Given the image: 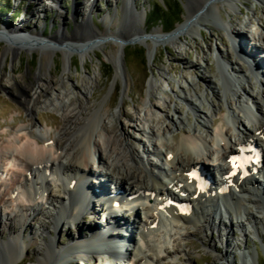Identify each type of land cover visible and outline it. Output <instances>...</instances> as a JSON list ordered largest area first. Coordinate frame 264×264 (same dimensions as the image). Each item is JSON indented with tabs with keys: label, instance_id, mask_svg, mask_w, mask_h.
<instances>
[{
	"label": "bare ground",
	"instance_id": "obj_1",
	"mask_svg": "<svg viewBox=\"0 0 264 264\" xmlns=\"http://www.w3.org/2000/svg\"><path fill=\"white\" fill-rule=\"evenodd\" d=\"M186 1L188 15L186 16L184 25L179 26L173 34H169L168 36H161L158 31H154L150 35L153 37L152 40L157 44L154 47L148 44L150 62H155L156 48L159 43L174 42L177 44L176 40H181V37L187 34L192 36V34L197 32L198 26H203L206 23L212 26L216 25L218 29L226 31L228 36L236 40L242 51H245L246 56H249L255 61V66L260 68L264 67V57L261 58L256 51L250 50L249 48L245 50V47L242 45L243 37L245 36L244 31L239 27H233L232 23H226L219 12L222 4H226L229 8L234 7V0ZM257 1L264 2V0ZM54 3L58 4V0L54 1ZM134 9H136V4L133 3V0H125L122 26L117 28L116 31L105 32L101 35H98L88 23H81L80 27L72 34L59 31L51 38H45L44 32L40 33L38 30L24 36L19 29L13 30L8 27L0 29V47L4 46L3 52L0 53V64H5L10 54L15 61L20 59L22 53L26 52L25 50H29L33 54L36 50L44 49L42 55L45 60L43 59L41 70L38 73L36 81L38 82L39 92H36L38 95L36 98L30 97L28 100L25 98L26 109L31 118L28 126L21 128L23 130L21 141L25 140V143L22 142L19 145L20 142L16 138L0 147V168L6 169L3 166L4 161L10 162L15 168L18 167V177L14 182V186H18V189H23L22 192H19L20 190L18 191V195H21L29 203V206L25 209L20 206L22 215L35 216L38 219L43 213H38L32 205H38L39 199L43 202L46 201L47 204L55 205L54 210L57 213V217H52L53 231L45 224L40 226L42 234L47 233L52 235V232L54 233L62 227L68 228V231H70L72 224H76L84 213H98L100 208L99 204L103 202V196L107 193L111 194L115 190L118 192V189H126L130 193L128 195H145L147 196V201L149 199L153 200L150 205L148 203L143 205L145 211V217L143 219L138 217V212L133 211V218L132 216L128 217L126 215L121 219V222L119 221V226L108 222L101 225L100 228L94 225L89 232L90 235L88 234L83 240H75L76 243H68L63 249H59V245L56 247L55 238L52 237L51 242L46 243L44 245L45 247L41 249L45 257L39 260L40 264H67L66 262L71 264L74 256L79 251L81 252V250H90V252L85 256L78 254L76 256L77 259L81 258V255L83 256L82 260L85 257L92 258V251L95 248L100 251L109 248L111 254L115 255L117 252L110 242L113 239L115 241L116 238H126L120 229L126 223L131 225V221L135 224L139 220L141 227H135V230L137 229L138 231L136 230L137 237H132L133 240L130 234L127 235L128 239H130L129 241L133 243V247L129 245L126 249V246H121L123 250L126 249V252L124 251L125 253L118 254V257H120L119 259L124 264H132L128 261L130 255H133L135 260L140 259L143 256L144 248L156 254L154 259H147L145 262L161 264L164 250L163 245L159 241L158 244L151 245L153 238L158 234L157 232L164 234L166 242L169 237L181 236V233H177L176 231L174 233L176 225H191L197 219L201 222L202 218L204 223L208 225V229L218 232L222 239L235 233L237 229V223L232 218V214L240 218H245L247 221L252 222L255 227L260 225L264 226V218L255 217L244 207V203H249V205H254L261 210L260 214L264 213V189L262 187L264 184L255 176L252 177V180L238 178L226 179L229 185L231 183L233 185L230 193L225 196H212L198 189L191 192L190 195L188 193L187 196L193 200L195 205V211L192 215L182 211V208L179 207L182 204L180 197H177L168 187L171 183H174L176 185L186 186L185 188L193 189L194 183L187 176L193 166L204 162L214 165L218 171L223 170L228 164V154L240 145V143H247L250 140H254L264 146V83L262 84L263 88H260L256 92L253 87L257 85L253 83V80L247 75V71L238 60L233 64H229L224 60L220 64L221 67L226 69L225 72L228 75L226 77L229 82L231 84L233 82L237 83L236 85H232L234 89H232L231 95H225L223 97L220 91L211 93L214 99L218 98L220 101L224 99L223 103L227 105V109L224 110L220 107L221 105L217 106L212 101L209 111L205 112L199 105L190 100L191 96L185 95L184 100L203 119L199 123L201 128L196 126L194 129L192 127L187 129L186 122L189 121V118L183 117L181 114H177V112L176 120L164 121L159 128L158 125L161 120L158 123V119H155V117H152V122L147 123L148 126L145 125L143 132H147L146 130H148L149 134L153 137H172L174 139L173 134L177 132L181 133L182 137L177 140L176 144L165 145L167 146L168 155H164L156 147V144L153 150H148V159L144 157V155L146 156L145 151L143 152L144 154L136 156L129 150L127 142L118 134H115L113 139L109 140L106 150L107 155H104L101 143L95 142V136L100 126L104 127L110 134L115 133L116 128L114 125L110 126L106 123L105 117L109 113L108 109L100 107L94 112L89 113L90 109L88 110L87 108L91 102L89 97H92L98 80H94L96 82L95 86L90 82L84 86L83 95L87 99V105L82 103L77 107L76 115H67L65 118V126L60 130L58 135L52 138L48 131H44L42 132L43 137L38 138L36 136L35 130H37L36 127L38 125L36 126L34 123L33 117L38 108L42 106L41 99L48 96L49 88H53L57 84L53 76L51 79L48 77L45 78L46 80L42 78L47 76V72L51 75V70L55 64L54 56L58 52L64 54V70L67 72L72 67L73 52L75 50L80 51L82 57L85 58L90 56V53L96 54L95 48L99 46L106 47L110 44L114 49L110 52L109 59L115 66L116 77L119 78L125 73V55L128 44L151 39L147 37L149 35L145 31L146 24L143 18L146 16V13H138ZM207 17L213 18L214 21L209 20ZM200 35L203 36L201 32ZM255 39L256 41L264 43V31ZM223 45L225 44L223 43ZM230 51L228 49V54L231 53ZM43 69L47 72L42 73ZM251 72L254 74V69H251ZM262 74L264 73L262 72ZM203 78L210 86L215 84L213 78L210 80L205 76ZM40 81L43 83L40 84ZM169 85H172L171 82ZM195 85L197 86V83ZM210 86L209 89H211ZM69 91L70 89L68 88L65 94ZM65 94L61 91L58 92L50 100V105L57 103L58 106L60 105L62 107L64 103L62 98ZM192 97L196 101H200L201 105L208 101V94L206 96L199 95L195 89ZM21 99H24V97ZM171 105L172 101L166 103L165 109L172 108ZM121 112L122 107H120L117 114ZM218 115L220 116V126L214 128L213 123L219 117ZM141 120L142 118H140ZM230 126L236 129L235 133H233ZM211 141L215 143L213 146L211 145ZM222 143H225V145L221 146ZM94 144H96L95 148L99 153L97 159L92 156V151L95 149ZM152 155L156 156L159 161L155 162L152 160L150 158ZM100 167H103L105 170L100 169ZM37 172L40 176L38 178L35 177V173ZM0 173H2L0 175L1 187L4 188L6 178L3 177L4 175L1 170ZM91 174L94 176L93 180L90 179ZM262 174H264V166L262 167V171L258 173L260 176ZM89 175L90 177H88ZM47 176H55L56 180L48 182L46 180ZM110 179L113 180V183L115 181V186L111 187L108 192ZM98 180L100 183L97 182ZM73 181H76V185L74 186ZM249 184L255 186L250 187ZM51 185H54L62 194L55 195L51 193L49 187H47ZM36 186L41 187V195L35 191ZM126 186L127 188H125ZM90 190L97 191L101 196L99 198L91 196ZM11 191L8 189V194L6 195H2L0 192V204L5 209L8 208V210L11 206L17 207L19 205L17 204L18 199L16 197L9 198L12 196ZM196 194H198L197 199H195ZM168 198L171 201H177L176 203L178 205H167L166 200ZM216 201H220L223 205L220 206ZM97 204L98 209L94 208V212L89 211L93 205L97 206ZM207 205H211L212 213L214 212L213 216L207 215ZM121 211H123V208L118 207L112 213L118 214ZM12 213H8L7 220L13 216ZM166 214L171 215L173 218L172 220H167L165 223L164 217ZM226 219H229V221L226 222ZM23 227L24 225L20 228V233ZM112 227L113 232L110 229ZM10 230L12 232L16 231L17 234L15 226L10 225ZM27 231L25 230L24 233ZM97 232H99V235H97ZM114 234H116V237H113ZM24 239V236L17 235L0 243V251L4 252V255L0 256V264H20L23 261L21 257L22 250L24 249ZM118 244L120 245L122 242L120 241ZM228 245L230 247L232 246L229 241ZM128 254L130 255L127 256ZM114 258L116 259V256Z\"/></svg>",
	"mask_w": 264,
	"mask_h": 264
},
{
	"label": "rangeland",
	"instance_id": "obj_2",
	"mask_svg": "<svg viewBox=\"0 0 264 264\" xmlns=\"http://www.w3.org/2000/svg\"><path fill=\"white\" fill-rule=\"evenodd\" d=\"M54 1L56 0H0V29L5 27L13 30L19 29L24 36L38 30L40 33L44 32L45 38H51L59 31L72 34L80 27L81 23H88L98 35L116 31L122 26L125 0H58V4H55ZM133 3L136 4V9H134L136 12L146 13L143 18L146 24L145 31L149 35L147 37L151 39L128 44L124 75L119 78L116 77L115 66L109 59L110 52L114 49L110 44L106 47L95 48L96 54L90 53V56L85 58L82 57L80 51L75 50L72 67L67 72L64 70L65 56L62 52H58L54 56L55 64L51 70V75L45 69L42 70V73L47 72V76L42 77L44 80L47 77L51 79L53 76L57 84L53 88H49L48 96L45 95L46 97L41 99L42 106L38 108L33 117L34 123L36 126L38 125L37 130H35L38 138L43 137L42 132L44 131H48L52 138L58 135L65 126L67 115H76L77 107L80 104L87 105V99L83 95L84 86L89 82L95 86L94 80H98L92 97H89L91 102L87 108L90 109L89 113L100 107L108 109L109 113L105 117L106 123L110 126L114 125L116 128L115 133L110 134L104 127H99L95 142L101 143L104 155H107V143L113 139L115 134L121 135L122 139L127 142L129 150L136 156L144 154L145 151L146 156L144 155V157L148 159V150H153L156 144V147L164 155H168L165 145L176 144L177 140L182 137L181 133L173 134L174 139L172 137H153L148 130L143 132L145 125L148 126L147 123L152 122V117H155L158 119V123L161 120L158 125L159 128L164 121L176 120L177 112V114L189 118V121L186 122L187 129L191 127L194 129L196 126L201 128L199 123L203 119L184 100L186 94L191 96L189 99L205 112L209 111L212 101L217 106L221 105L220 107L224 110L227 109V105L223 103L224 99L220 101L211 95L213 92L220 91L223 97L225 95L230 96L232 89H234L232 85L237 84L235 82L231 84L227 79L226 69L220 65L224 60L229 64L238 60L253 83L257 85L253 89L257 92L263 88L264 74L262 72L264 73V67L255 66L253 59L246 56L245 51H242L236 40L228 36L226 31L218 29L216 25L204 23L205 25L198 26L197 32L192 36L187 34L182 36L181 40H176L177 44L174 42L159 43L156 48L155 62H150L148 44L153 45V47L157 45L150 35L154 31H158L161 36H168V33L171 32H168V29L171 23L176 20L178 23L175 29L184 25L188 15L187 1L133 0ZM234 5V7L229 8L226 4H222L220 14L226 23H232L233 27H239L244 31L245 36L242 45L245 50L249 48L256 51L263 58L264 43L256 41L255 38L264 31V2L234 0ZM154 6H158L159 9L166 7V12L164 16L162 15L165 23L151 28L152 19L148 18V15ZM207 18L214 21L211 17ZM127 19L129 18L127 17ZM124 26L126 25L124 24ZM200 32L203 36L200 35ZM210 48L212 49L210 50ZM228 49L231 50L229 54ZM3 50L4 46H1L0 53ZM43 50H36L33 54L31 51L25 50L26 52L22 53L20 59L15 61L10 54L7 62L0 64V147L16 138L20 142L19 145L22 142L25 143V140L21 141V134L23 133L21 128L28 126L31 119L26 109L25 98L28 100V98H36L38 95L36 93L39 92L38 82L36 81L43 59L45 60L42 55ZM251 69H254V74H252ZM203 76L209 80L213 78L215 84L210 86ZM42 83L40 81V84ZM191 83L194 85L197 83V86ZM68 88L70 91L65 94ZM194 89L199 95L206 96L208 94V101H203V105L200 104V101H196L192 97ZM60 91L65 94L62 98L63 106H58L57 103L50 105V100ZM22 97L24 99H21ZM170 101H172V108L166 110V103H170ZM120 107H122L123 113L117 114ZM140 118H142L141 121ZM215 120L214 128L220 126V116ZM230 127L235 133L236 129ZM202 131L204 130L202 129ZM95 146L96 144H94V148ZM92 153V156L98 154L96 148L93 149ZM150 158L155 162L159 161L154 155ZM7 162L4 161L3 163L6 169L0 168L3 177L6 178L4 188L1 187L0 181V192L2 195H6L8 189L12 190V196L9 197L12 199L16 197L15 192L19 190L22 192L23 189L14 186L18 177V167L15 168L10 162ZM100 169L105 170L103 167ZM35 174L39 175L38 172ZM46 180L51 182V176H47ZM47 187L55 195L62 194L54 185ZM262 187L264 186L262 185ZM37 194L41 195L42 191ZM22 198L21 195H18L17 204L19 205L17 207L11 206L9 210L0 204V220L2 222H0V243L17 235L25 238L21 257L23 261L20 264H40L39 260L45 257L41 249L45 247L46 243L51 242L52 237L55 238L56 247L59 245V249H63L68 243L86 238L94 225L100 228V221L94 213H90V216L84 213L76 224H72L70 231L68 228L62 227L58 231L52 232V235L42 234L40 231L42 224L47 225L53 231L52 217H57L54 210L55 205L47 204L46 201L44 203L39 199L38 205H32V207L38 213L43 214L36 219L35 216L22 215L21 208L25 209L29 206L26 205L28 202L26 203L25 199L22 201ZM40 201H42L41 204ZM244 207L255 217L264 218V213L260 214L261 210L254 205L244 203ZM95 209H98V204L95 205ZM140 212L138 213L139 217L143 219L145 215ZM8 213L13 215L9 220H7ZM207 215L213 216L214 212H208ZM232 216L237 223V229L235 228V233L226 236L224 239L218 232L210 231L202 218L201 222L197 219L194 224L183 225L180 227L181 229H175L177 233H181V236L169 238L166 242L163 235L158 233L152 241V246L158 244V241L163 245L161 264H264L258 256V250L264 255V226L255 227L252 222L245 218H236L234 214ZM225 221L228 222L229 219ZM10 225L16 227L17 234L16 231L10 230ZM22 225L24 227L20 233L19 230ZM25 230L28 231L24 233ZM228 241L232 244L231 247L228 245ZM130 247H133L132 244ZM56 250L58 249L56 248ZM89 252L90 250H81L78 254L85 256ZM3 255L4 252L0 251V256ZM142 255L140 257L141 262L136 264H153L145 261L154 259L156 257L155 252L145 249ZM76 256H74L71 264H79L80 258L75 259ZM95 258L98 264H119L98 253H95Z\"/></svg>",
	"mask_w": 264,
	"mask_h": 264
},
{
	"label": "trees",
	"instance_id": "obj_3",
	"mask_svg": "<svg viewBox=\"0 0 264 264\" xmlns=\"http://www.w3.org/2000/svg\"><path fill=\"white\" fill-rule=\"evenodd\" d=\"M152 9H153L152 12H149V15H148V18L152 19L151 20V28H155V27L164 25L165 22H164L163 16L166 12V7L159 9L158 6H154ZM2 10H4V8H2ZM177 23H178V20L171 23L170 28L168 29V32L173 31L175 29V26ZM142 59H143V54H142ZM258 256H259L260 261L263 263L264 262V255L260 250H258Z\"/></svg>",
	"mask_w": 264,
	"mask_h": 264
},
{
	"label": "snow or ice",
	"instance_id": "obj_4",
	"mask_svg": "<svg viewBox=\"0 0 264 264\" xmlns=\"http://www.w3.org/2000/svg\"><path fill=\"white\" fill-rule=\"evenodd\" d=\"M236 157H233V160H232V163H233V166L235 167L236 166ZM189 176L192 178V179H199L196 174L193 172V173H189Z\"/></svg>",
	"mask_w": 264,
	"mask_h": 264
},
{
	"label": "water",
	"instance_id": "obj_5",
	"mask_svg": "<svg viewBox=\"0 0 264 264\" xmlns=\"http://www.w3.org/2000/svg\"><path fill=\"white\" fill-rule=\"evenodd\" d=\"M182 26V25H181ZM175 30H177V29H174L173 31H171L170 33H168V35L169 34H173L174 32H175Z\"/></svg>",
	"mask_w": 264,
	"mask_h": 264
}]
</instances>
